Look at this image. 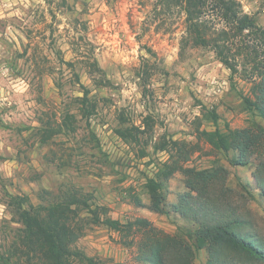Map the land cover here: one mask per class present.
Returning a JSON list of instances; mask_svg holds the SVG:
<instances>
[{"label":"rangeland","instance_id":"374dc122","mask_svg":"<svg viewBox=\"0 0 264 264\" xmlns=\"http://www.w3.org/2000/svg\"><path fill=\"white\" fill-rule=\"evenodd\" d=\"M184 1L0 0L1 255L22 231L10 205L16 197H27L37 209L74 193L87 197L102 218H145L194 244L191 224L138 207L132 198L149 204L147 179L179 148L187 150L183 167L220 162L228 168L229 186L253 194L248 205L264 235L255 164L232 166L202 135L226 133L227 125L264 127L243 99L252 97L253 77L264 65V0H224L256 22L243 30L211 4L204 9L198 24L209 46L197 43ZM216 45L236 73L220 61ZM147 124L151 129L143 133ZM183 181L181 171L170 180V203L184 191ZM80 217L87 227L76 245L87 257L136 264L140 233L92 225L86 210ZM206 261V251H198L197 263Z\"/></svg>","mask_w":264,"mask_h":264},{"label":"trees","instance_id":"16d2710c","mask_svg":"<svg viewBox=\"0 0 264 264\" xmlns=\"http://www.w3.org/2000/svg\"><path fill=\"white\" fill-rule=\"evenodd\" d=\"M183 1L177 0L178 3ZM184 2L186 21L195 32L197 43L202 46L212 43L204 37L198 24L205 15L204 9L210 4L213 11L221 13L225 20L236 21L237 29L256 26L249 16L240 17L237 10L235 12V1ZM230 4H233L232 7ZM215 49L220 61L233 74L236 73L237 68L230 57L218 45ZM253 78L252 97L243 99L253 115L264 119V65L257 68ZM84 95L87 100L90 91L85 89ZM84 108L88 109L86 103ZM211 115L217 123V114L212 112ZM149 129L151 125L147 124L143 133H148ZM202 135L216 150L224 153L232 166L245 167L254 163L255 188L264 197V127L255 123L251 128L233 129L227 125L226 133L217 129L202 132ZM187 158V150L179 148L176 158H170L162 164L155 177L147 179L145 189L149 204H144L138 196L132 198L138 207L157 214H175L191 224L194 244L185 234L166 233L145 218L126 223L110 217L102 218L100 211L91 208L88 198H82L77 193L37 209L29 204L27 197H16L10 204L12 215L23 227L19 239L9 246L4 255L0 254V264H98L76 245L87 227V219L80 217V212L84 210L91 215L89 221L92 225H104L120 234L142 235L136 247V264H198L197 253L201 250L207 253L205 264H264V235L260 232L256 213L248 205L253 194L245 189L239 192L229 186L230 171L220 162L206 169L183 167L181 159ZM180 171L184 178V191L176 202L170 203V180ZM25 204H29V208H25Z\"/></svg>","mask_w":264,"mask_h":264}]
</instances>
